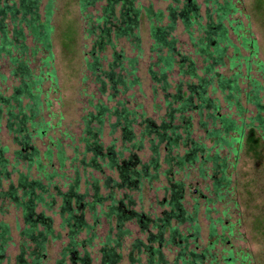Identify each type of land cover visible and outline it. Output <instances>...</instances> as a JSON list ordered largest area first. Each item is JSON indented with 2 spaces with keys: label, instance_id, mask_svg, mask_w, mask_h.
I'll list each match as a JSON object with an SVG mask.
<instances>
[{
  "label": "trees",
  "instance_id": "obj_1",
  "mask_svg": "<svg viewBox=\"0 0 264 264\" xmlns=\"http://www.w3.org/2000/svg\"><path fill=\"white\" fill-rule=\"evenodd\" d=\"M170 1L175 6L168 11L169 22L166 25L161 23L165 17L161 12L155 13L150 8L144 12L149 24V35L153 40L151 51L157 54V61L152 65L157 67V71L152 69L149 71L153 81L160 84L164 92L170 89L169 75L173 74L176 65L180 75L188 76L196 82L187 83L185 91H182L180 85L176 88L175 94H171V97L177 107L170 108L168 103L171 111L167 113L166 120L158 126L151 120L144 119V114L126 109L121 101L112 109L100 103L95 104L94 111L81 118L82 132L78 139L84 146L82 155L90 154V158L82 157L78 160L76 152L71 159L66 156L60 140L53 143L49 136L52 127L42 115L43 83L48 79L54 84L57 81L51 39L53 0L47 1L43 16L40 13L41 0H0V61L5 60L9 75L19 81L11 93L5 95L1 87L6 77L0 73V130L1 123L4 122L6 132L18 147L13 153L14 164H11L7 156L8 149L0 142V203L8 202L21 212L26 227L23 233L28 242V244L23 242L20 246L17 264H43L45 247L58 238L54 233L53 220L45 216L44 211H54L57 199L60 202L57 212L61 219L60 227H66L68 230V245L63 248L62 259L57 264H63L66 256L70 254L79 264H91L88 253L81 256L76 252L91 241L78 238L82 231L89 233L92 229L90 223L85 220L86 214H91L94 224L98 223L100 217L105 218L108 223L114 222V227L105 237L100 253L101 264H117L121 258L118 249H121L123 240L130 234L124 225L137 219L142 229H147L150 219L131 210L135 205L131 197L125 195L122 200L117 199L114 191L138 190L143 181L149 183L155 180L160 161L158 150L161 145H164V161L168 165L175 161V165L180 168L186 163L192 164L202 159L199 161V172L201 177H205L204 165L211 164L213 179L218 175L214 184L217 190L229 184L225 173L226 159L217 154L219 151L229 149L237 154L244 149L245 153L253 158L258 160L262 158L264 85L254 76V72L264 78V64L257 59L256 40L244 31L241 23L233 26V22L229 20V17L236 13L231 0H211V5L208 4L210 12H206L204 25L200 23L202 18L197 12L199 10L195 0ZM78 2L80 13L84 14L89 7H94L98 0ZM117 3H120V10L116 15ZM134 3V0H107L101 14L94 22L92 21L96 26H90L86 31L89 36L96 38L94 45L99 51H105L107 44H110L111 35L115 39L128 37L133 41L135 48L140 50L138 25L141 12L140 8L134 7ZM177 18L185 25L191 41L195 43L196 54L202 59L199 70L192 60L178 52L177 41L171 37ZM89 22L92 24L90 19ZM195 30L200 35L193 36ZM241 50L247 55L242 54ZM228 51H231L230 54ZM94 53V50L90 52L93 61L87 63V68L95 73L96 83L102 84V92L105 85L103 78H107L110 89L115 92H118L119 87L124 92L130 87L138 86L139 82L135 77L137 71L135 58L126 60V67L118 66L125 76L114 77L113 71L109 73L102 70L101 60ZM36 56L41 58L39 69L34 72L29 64L31 58ZM112 57L116 62L124 63L122 62L124 60L120 59L121 55L113 54ZM224 67L227 68L228 75L217 70ZM209 89L211 92H219L221 103L225 105L227 111L222 108L218 98L209 95ZM189 112L197 114L200 127L206 136L205 140L212 143L210 148L192 140L191 118H185V114ZM175 114H179L184 126L173 124ZM112 117L115 118V122L108 123L110 135L119 129L123 142L130 144L128 147L123 146V151L115 150V140L106 148L101 142L105 124ZM139 120L141 121L138 123ZM137 125L142 127L139 137L134 132ZM179 129L183 130L185 137L181 136ZM46 138L52 144L41 152L34 142ZM144 140L149 142V150L153 155L148 164H141L136 154L131 152V149L142 150ZM180 147L188 149L182 156L172 157L173 150ZM212 149H216L213 155L210 154ZM124 152H128L127 157L123 156ZM67 161L73 175L70 178L66 177L67 182L62 184L65 190H62L57 181L66 179L63 171ZM12 165L22 166L24 171L15 170ZM87 169L99 174L105 172L116 174L117 179L107 177L103 182V189L109 191L107 196L100 193L101 186L97 180L94 179L90 183L83 181V173ZM150 169L154 174H150ZM32 171L36 172V176L31 174ZM13 176H17L15 182L12 180ZM86 184L89 185V189L86 188ZM183 187L182 182H179L173 184L170 189L167 188L171 192L170 201L166 203L170 208L169 212H164L163 217L154 221L152 227L158 229V232L156 235H149L147 239L149 243L160 245L167 234L169 236L168 240H165L167 243L177 242L181 247L177 261H181V264H203L206 251L200 254L189 251L188 236L182 235L176 227L171 226L173 220L177 225H191L187 231L192 230L195 239L198 237L199 226L196 223L198 205L193 206V215L183 209ZM126 200L128 203L125 204ZM105 202L108 206H104ZM98 208L101 212L97 215ZM38 209L42 210L37 212ZM0 212L3 213L2 206ZM223 229L225 230L224 227ZM214 234V226H211L210 237ZM10 241L9 225L0 221V264L4 260L5 248ZM29 243L32 246H29ZM211 247L207 250L212 249ZM144 250L148 254V264H161L158 248L144 246L138 240L132 243L131 251H136L137 255L143 254ZM231 255L229 253L228 260L232 258ZM24 256L31 262L24 260ZM136 261H139V258Z\"/></svg>",
  "mask_w": 264,
  "mask_h": 264
},
{
  "label": "rangeland",
  "instance_id": "obj_2",
  "mask_svg": "<svg viewBox=\"0 0 264 264\" xmlns=\"http://www.w3.org/2000/svg\"><path fill=\"white\" fill-rule=\"evenodd\" d=\"M47 1L41 0V16H43V9ZM78 1L53 0L51 20L53 33L51 39L54 55L53 67L57 81L54 84L48 79L43 83L44 108L42 115L44 120L49 122L52 127L49 136L52 138L53 143L56 140H60L66 156L71 159L76 152L78 160H80L82 157L90 158V154L82 155L84 146L78 141L82 132L81 118L89 112H93L95 104L100 103L112 109L121 101L126 109L135 111L137 114H144V119H149L154 125L158 126L163 120H166L167 113L171 111L170 108L177 107L171 94H175V90L179 85L182 86V91H185L187 83L196 82V80L180 75L178 73V65H176L177 67L174 68L173 74L169 75L170 89L164 92L160 84L153 81L149 71L150 69L157 71V67L152 66L157 61V54L151 51L153 40L149 35V24L144 12L147 8H150L155 13L161 12L165 16L161 23L166 25L169 22L167 19L168 11L175 6L170 0H134V7L140 8L141 12L138 25L140 50L135 48L133 41L128 37L115 39L111 35L110 44H107L105 51H99L95 47L94 39L96 40V38L89 36L86 31L90 26H96L93 23L94 19L101 14V9L106 6L107 0H98L95 6L89 7L84 14L80 13ZM231 3L234 5L236 13L230 16L229 20L233 22V26L241 23L244 31L256 40L258 46L257 59L264 64V0H231ZM195 4L199 10L197 12L202 18L200 23L204 25L206 12L209 11L208 6L211 5V0H195ZM119 10L120 3H117L115 5L116 15ZM212 16H214V13ZM88 18L91 22L93 21L92 24H90ZM174 23L175 26L171 37L177 41L176 48L178 52L192 60L199 70L202 66V59L196 54L195 43L191 41L185 25L179 18ZM197 34L200 35L195 30L193 36L196 37L198 36ZM230 36L234 39L232 33H230ZM28 44L31 46L30 40H28ZM93 50L95 51V56H98L101 60L102 70L109 73L113 71L114 77L117 75L125 76L118 66L123 65L126 67V60L135 58L137 60L135 77L138 79V86L130 87L124 92L119 87L117 89L118 92H115L110 89L107 78H103L105 85L102 92V84L96 83L95 73H92L87 68V63L93 61L90 55ZM230 52L228 51V54ZM241 53L247 55L242 50ZM113 54L121 55L120 59H123L124 61L122 62L124 63L116 62L112 57ZM40 58L41 56H36L30 60L29 67L34 72L39 69ZM110 64L115 65L114 68L113 65L110 68ZM217 70L222 74L228 75L225 67ZM0 73L6 77L1 91L3 94L9 95L12 88L17 86L19 81L9 75L5 60L0 61ZM199 74L201 73L199 72ZM254 76L264 85L263 77L255 72ZM208 92L212 98H218L222 108L227 111L225 105L221 103L219 92H211L210 89ZM168 103L171 106L170 108ZM189 117L192 125V140L205 144L207 148H210L212 143L205 140L206 136L204 130L200 127L197 114L194 112L185 114V118ZM109 120L105 124L104 136L101 139L104 148L109 146L113 140H115L116 151L121 150L123 146L128 147L130 144L123 142L121 138L122 132L119 129L110 135L108 123L115 122V118L112 117ZM173 124L179 127L185 125L179 119V114H175ZM141 131L142 127L138 125L134 128V132L138 137ZM179 133L185 137L182 129H179ZM0 142L3 147L8 149L7 156L11 164H14L13 153L18 150V147L12 137L6 132L4 122L1 123ZM34 144L41 152H44L52 142L46 138L36 140ZM149 147V142L144 140L142 150L134 151L131 149V152L136 154L141 164H148L153 156ZM163 147L164 145H161L160 149L162 150H158L160 161L155 180L149 183L143 181V185H140L138 190L121 189L114 191L117 199L122 200L125 195L131 197L135 204L134 207H131V210L150 219L147 229H142L137 219L131 220L124 225L130 234L123 240L121 249H118V254L121 258L117 264H148L146 250L142 251L143 254L141 255H137L136 251H131L132 243L136 240L140 241L144 246H149L153 249L158 248L161 255L159 259L161 264H181V261L176 260L181 247L177 245V242L174 244L167 243L165 241L169 237L167 234L164 235L165 240L160 245L158 243H149L147 239L149 235L157 234L158 229L152 227L154 226V221L156 222L157 219L163 217L164 212H169L170 208L166 203L170 201L171 192L168 189L179 182H182L184 186L183 209L188 214L193 215V206L198 205L196 223L199 226V234L196 239L192 230L190 232L187 231L191 225H177L175 220L171 223V226L176 227L182 235L188 236L189 251H194L197 254L206 251L203 264H231V262L232 264H264V150L262 158L259 160L245 153L244 149L238 151L237 154H234L229 149L219 151L217 154L221 158L226 159L225 173L229 184L217 190L214 184L218 175L213 179L211 164L206 163L204 165L205 177H201L199 161L202 159H198L197 162L192 164L186 163L180 168L175 165V161L168 165L164 161L165 152ZM187 149L180 147L173 150L172 157L182 156ZM215 153L216 149H212L210 154L213 155ZM123 156L127 157L128 152H124ZM68 164L67 161L63 171L65 178H70L73 175V171ZM75 165L77 166V163ZM12 168L24 171L22 166L12 165ZM149 172L154 174L152 169ZM31 174L36 176L34 171ZM107 177L117 179L116 174L111 172L99 174L87 169L83 173V181L90 183L95 179L99 182L102 196H107L109 193L108 189H103V182ZM16 178L17 176L12 177L13 182L16 181ZM67 180L66 178L64 181L62 179L61 182L57 181L60 188L63 187L62 184L66 183ZM86 188L89 189L88 184H86ZM62 190L65 189L62 188ZM83 190L82 186L81 192ZM90 194L91 191H89V196ZM126 203H128L127 200L125 201ZM0 204L3 208V213L0 212V221L8 224L11 232V241L5 248V257L1 264H17L20 246L23 242L28 244L23 233L26 227L24 226L21 212L8 202ZM59 205L60 202L57 199L55 208H53L54 211H44L45 216L53 220L54 233L58 235V238L52 240L45 247V257L42 259L43 264H57L62 259L63 248L68 245V230L66 227H60L61 219L57 214ZM104 206H108V203L105 202ZM41 210L38 209L37 212ZM97 210L98 215L101 210L99 208ZM85 220L90 223L92 229L89 233L85 230L82 231L78 238L80 240L90 239L91 241L84 248L77 249L76 252L81 256L84 253H88L91 264H101L100 250L105 237L109 234L110 229L114 227V222L110 221L111 223H108L105 218L100 217L98 223L94 224L91 220V214H86ZM211 226H214L215 230V234L212 237H210ZM112 233H115L114 229ZM112 233L111 236L113 235ZM211 244H213V247H211ZM29 246H32V244L29 243ZM209 247L212 249L207 250ZM229 253L232 254L230 260H228ZM130 254L133 256L130 257ZM137 258H139V261H136ZM24 260L31 262L27 256H24ZM156 261L157 258H155ZM63 264L79 263L75 262L73 255L70 254L66 256Z\"/></svg>",
  "mask_w": 264,
  "mask_h": 264
}]
</instances>
